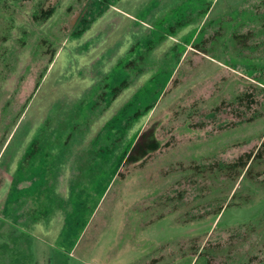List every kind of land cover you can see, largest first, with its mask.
<instances>
[{"label":"rangeland","instance_id":"1","mask_svg":"<svg viewBox=\"0 0 264 264\" xmlns=\"http://www.w3.org/2000/svg\"><path fill=\"white\" fill-rule=\"evenodd\" d=\"M0 214L22 264H264V0H0Z\"/></svg>","mask_w":264,"mask_h":264},{"label":"crops","instance_id":"2","mask_svg":"<svg viewBox=\"0 0 264 264\" xmlns=\"http://www.w3.org/2000/svg\"><path fill=\"white\" fill-rule=\"evenodd\" d=\"M0 219V264H15V261H17V264H22L19 259H13L14 228L12 225H8L6 220H2V217Z\"/></svg>","mask_w":264,"mask_h":264}]
</instances>
